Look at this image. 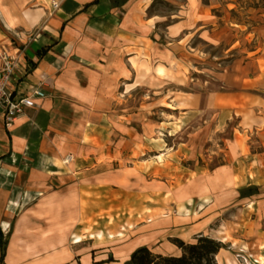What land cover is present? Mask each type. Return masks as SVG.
Here are the masks:
<instances>
[{
	"label": "crops",
	"instance_id": "1",
	"mask_svg": "<svg viewBox=\"0 0 264 264\" xmlns=\"http://www.w3.org/2000/svg\"><path fill=\"white\" fill-rule=\"evenodd\" d=\"M53 1L0 0V67L4 52L18 57L20 69L12 89L18 95L36 89L46 95L11 128L0 119V228L8 240L4 264H126L142 246L163 255H181L173 239L190 243L207 233H194L193 238L171 233V242L163 248L150 244L164 234L159 218H154L157 213L141 222L143 215L136 219L125 214L114 223L111 219L97 222L100 211L112 207L105 200L112 196L111 186L95 182L92 170L98 163L91 164L93 156L83 152L85 147L70 151V163L62 158L63 141L53 142L54 133H61L54 122L64 114L62 107L76 106L78 114L84 113V122L103 114V123L94 130L111 133L115 113L124 111L116 108L122 105L123 94L148 85L152 88L148 93H161L160 88L162 93H177L171 90V40L180 48L186 40L183 35L205 30L208 7L201 0H185L177 20L163 28L162 42L159 31L165 18L147 15L148 0H126L125 4L57 0V10ZM237 62L232 71L219 74L221 90L210 95L217 123L222 128L238 116L240 136L250 130L264 136V53ZM199 98L192 95L187 101L190 108L198 107ZM98 99L104 100L106 110L99 112ZM244 111L253 119L247 125ZM83 124L80 128L86 131L89 123L87 128ZM240 141L237 136L239 149ZM49 144L56 152L45 153ZM248 155L264 160V142L262 152ZM245 222L239 224L244 229L237 230L236 237L211 236L229 246L218 254V264H236L235 253L241 248L247 255L264 254V230L256 232L252 219ZM100 232L105 235L103 241L96 239ZM109 233L114 238L107 239ZM77 236L82 237L81 243L74 242Z\"/></svg>",
	"mask_w": 264,
	"mask_h": 264
},
{
	"label": "rangeland",
	"instance_id": "2",
	"mask_svg": "<svg viewBox=\"0 0 264 264\" xmlns=\"http://www.w3.org/2000/svg\"><path fill=\"white\" fill-rule=\"evenodd\" d=\"M147 3H151L149 17L165 18L159 31L160 41L164 42L163 28L177 20L186 1ZM201 3L208 7L206 29L183 35L186 40L180 48L171 40L174 48L171 90L175 88L177 93H162V88L161 93H148L152 89L148 85L123 94L122 105L116 108L124 111L115 113L111 133L94 130L103 123V114L97 113L92 121L84 122L85 115L78 114L76 106L62 107L64 114L58 115L54 122L61 133L53 132L57 135L53 142L63 141L62 158H68L73 149L85 147L83 152L93 156L91 164L98 163L92 170V175L97 176L95 182H108L106 186H111L112 196L105 200L112 207L100 211L97 222L103 224L111 219L114 223L118 215L124 214L136 219L143 215L141 222L157 213L154 218H159L164 234L150 243L155 247L165 248L171 242V233L185 238L200 231L209 237H236L237 230L244 229L239 224L251 219L255 221L256 232L264 230V160L255 161L248 155L249 151H263L264 136L255 130L240 136L238 116L221 128L217 110L210 102V95L221 90L217 77L222 71H232L235 63L239 64L237 60L264 53V0H201ZM193 94L200 97L196 108L187 103ZM96 106L99 112L107 108L103 99H98ZM249 115L244 111L245 125L253 120ZM82 123L84 128L89 123L86 131L80 128ZM237 136L241 140L240 149L235 144ZM241 149L245 155L239 156ZM54 152L56 147L49 144L45 153ZM252 186L259 187V193L243 198L240 190ZM126 236L128 239L134 234ZM112 238L114 234L109 233L107 239ZM96 239L103 241L105 235L100 232ZM82 241L81 236L74 240ZM243 249L235 253L236 264H264V254L247 255Z\"/></svg>",
	"mask_w": 264,
	"mask_h": 264
},
{
	"label": "trees",
	"instance_id": "3",
	"mask_svg": "<svg viewBox=\"0 0 264 264\" xmlns=\"http://www.w3.org/2000/svg\"><path fill=\"white\" fill-rule=\"evenodd\" d=\"M243 198H250L259 193V187L252 186L240 190ZM172 243L181 250V255H163L155 253L147 246L135 250L126 264H218V254L227 245L209 236L200 235L193 242L187 243L180 239H173ZM8 240L0 228V264H4ZM112 261V258L108 260Z\"/></svg>",
	"mask_w": 264,
	"mask_h": 264
},
{
	"label": "built area",
	"instance_id": "4",
	"mask_svg": "<svg viewBox=\"0 0 264 264\" xmlns=\"http://www.w3.org/2000/svg\"><path fill=\"white\" fill-rule=\"evenodd\" d=\"M54 10L59 9L60 3L54 0L52 3ZM2 65L0 67V119L7 128H11L15 120L23 115L27 109L37 108V100L44 99L45 93L39 89L32 91L28 95H18L12 89L15 76L20 69L18 57L4 52L1 55ZM72 157L66 158L70 163Z\"/></svg>",
	"mask_w": 264,
	"mask_h": 264
}]
</instances>
